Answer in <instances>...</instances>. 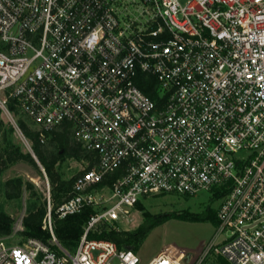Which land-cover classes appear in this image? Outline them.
Here are the masks:
<instances>
[{
    "label": "built area",
    "instance_id": "obj_1",
    "mask_svg": "<svg viewBox=\"0 0 264 264\" xmlns=\"http://www.w3.org/2000/svg\"><path fill=\"white\" fill-rule=\"evenodd\" d=\"M10 102L42 143L66 128L93 156L57 210L93 211L68 249L49 196V243L0 236V264H142L91 232L147 196L203 191L221 199L212 239L143 264H264V0H0Z\"/></svg>",
    "mask_w": 264,
    "mask_h": 264
},
{
    "label": "rangeland",
    "instance_id": "obj_2",
    "mask_svg": "<svg viewBox=\"0 0 264 264\" xmlns=\"http://www.w3.org/2000/svg\"><path fill=\"white\" fill-rule=\"evenodd\" d=\"M22 115L17 111L10 113L0 106V152L12 148H19L27 153L33 152L32 142L25 136L19 126ZM32 129L31 122L24 120ZM44 147L55 151L56 147L51 138H47ZM88 159L81 157H66L56 164L61 179L69 180L78 172L88 166ZM38 164L25 160L9 163L0 173V211L12 217L11 232L8 239L11 242H20L27 236L23 224V217L34 204L40 205L51 198V184L45 171ZM20 178L22 181L20 195L9 198L8 191H13L7 186L10 179ZM29 184L32 187H29ZM221 199L214 195L213 191H203L196 196L178 195L173 193H160L150 195L141 200V203L130 210L129 215L123 217L116 227L120 230L137 231L143 222L146 213L154 215L171 214L172 217L166 222L154 227L142 241H133L131 248L135 249L142 259V264L160 252L168 244H176L193 255L199 254L204 245L214 236L217 227L212 219L193 220L207 209L216 211ZM52 216V215H51ZM53 221V217H52ZM99 228V227H98ZM114 226L107 224L98 234L109 231ZM95 233L92 231L91 234ZM94 234V237L99 235Z\"/></svg>",
    "mask_w": 264,
    "mask_h": 264
},
{
    "label": "trees",
    "instance_id": "obj_3",
    "mask_svg": "<svg viewBox=\"0 0 264 264\" xmlns=\"http://www.w3.org/2000/svg\"><path fill=\"white\" fill-rule=\"evenodd\" d=\"M143 90L149 94H153L152 85H142ZM9 108L12 111H16L12 102L9 104ZM25 119H20L19 126L22 129L25 136L32 142V148L34 154L37 156L39 162L43 166L45 173L47 174L51 188L50 213L53 217L52 226L53 231L58 241L66 248L73 249L77 245L79 238L84 230V226L93 211L91 206H86L84 209L77 213L67 214L63 217L59 216L58 207L72 196V183L75 175L69 179H61L60 173L56 169V164L65 159L66 157H81L84 156L88 160L90 159V166L93 164V156L90 153L85 152L82 147L76 143L69 135V131L66 128L54 130L49 134V137L55 144L56 150L50 151L44 147L37 135L32 130ZM48 137V138H49ZM19 160H25L38 167V163L33 157L32 153H24L20 149L12 148L4 152H0V173L4 170L9 163H13ZM22 181L20 178L10 179L7 181V186L12 187L13 191H8L7 196L9 198L17 197L20 195ZM31 188L32 185L29 184ZM141 201L137 203L140 204ZM47 201L43 204H34L28 209V212L23 217V224L25 227L26 237H34L42 240L45 243H49L48 240L51 237L50 230L45 227L44 219L48 213ZM172 217L171 214L166 215H154L146 213L143 222L139 225L137 231L129 230H117L111 228L108 236L105 233L98 234V231L106 228L107 224H101L99 228L95 230L98 237L107 238L114 241L118 246L131 247L133 241H142L149 232L156 226L166 222ZM212 219L217 223L216 211L211 209L205 210L200 215L194 217L193 220ZM12 217L5 212L0 211V236H5L11 232ZM135 250V249H134Z\"/></svg>",
    "mask_w": 264,
    "mask_h": 264
},
{
    "label": "water",
    "instance_id": "obj_4",
    "mask_svg": "<svg viewBox=\"0 0 264 264\" xmlns=\"http://www.w3.org/2000/svg\"><path fill=\"white\" fill-rule=\"evenodd\" d=\"M30 153H32V155H33V157L35 158V160L37 161V163H38L40 166H42L41 163L39 162L37 156L34 154V152H30ZM42 168H43V167H42ZM43 170H44V168H43ZM44 171H45V170H44Z\"/></svg>",
    "mask_w": 264,
    "mask_h": 264
}]
</instances>
